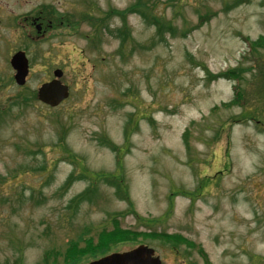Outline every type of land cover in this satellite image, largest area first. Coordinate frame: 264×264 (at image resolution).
<instances>
[{
    "label": "rangeland",
    "instance_id": "374dc122",
    "mask_svg": "<svg viewBox=\"0 0 264 264\" xmlns=\"http://www.w3.org/2000/svg\"><path fill=\"white\" fill-rule=\"evenodd\" d=\"M48 9L74 25L40 38ZM263 65L264 0H0V264H75L117 225L138 240L80 264L140 245L162 264H264V103H232ZM56 69L60 106L18 97Z\"/></svg>",
    "mask_w": 264,
    "mask_h": 264
},
{
    "label": "water",
    "instance_id": "95a60500",
    "mask_svg": "<svg viewBox=\"0 0 264 264\" xmlns=\"http://www.w3.org/2000/svg\"><path fill=\"white\" fill-rule=\"evenodd\" d=\"M11 66L15 70V81L17 85L24 86L29 75V60L24 51H19L11 58ZM55 78L43 83L37 92V98L43 104L55 108L69 97V88L63 84L61 78L63 71H54ZM155 252L146 246H139L137 249L126 253H116L104 257L90 264H162Z\"/></svg>",
    "mask_w": 264,
    "mask_h": 264
},
{
    "label": "trees",
    "instance_id": "16d2710c",
    "mask_svg": "<svg viewBox=\"0 0 264 264\" xmlns=\"http://www.w3.org/2000/svg\"><path fill=\"white\" fill-rule=\"evenodd\" d=\"M133 7L130 6V10L132 9ZM128 9V10H129ZM141 9H139V11H141ZM44 15L40 14L41 16V19L47 23V22H51V24H53V28L54 30H58V29H62V28H70L71 25H74L71 23V21L68 20V18H66L63 14H61L60 12H57L55 11V9L53 10H46L44 11ZM117 12L116 10H114L113 13ZM119 13V12H118ZM146 14H144L143 16H145ZM86 20L92 16L90 15H87L85 14L84 15ZM109 16V14H108ZM121 17V16H120ZM82 20V19H81ZM105 18L101 19L100 21L101 22H104ZM98 25H100V22L97 21ZM49 24V23H48ZM55 32V31H54ZM121 35L123 36V32L121 33ZM234 77V76H232ZM29 95V94H28ZM19 98H22L23 99H26V100H36V93H33L32 95H30V97L26 96V93L23 94V95H18ZM5 109H0V118L1 116L5 113L4 112ZM119 162L120 160L117 162V172L120 171L119 169ZM119 187V189L121 188V186H117ZM125 200H127V198H125ZM117 225V224H116ZM139 235L137 233H133L132 231H129V233H124V231L118 227V225L111 231L109 230H103L102 233L99 234V238H98V242L96 243V245L94 244V240L90 239L87 241V245H89V249L88 251H85L83 252L84 250L80 249L82 253H79V248H78V244L76 243H73L71 245V248H69V253H68V256H71L69 258H71L73 255L75 254H78L76 255L75 257L73 256V259L75 264H80V262H82L81 258H82V255L84 254H87L86 252H89V251H94V253H97V254H105V252L107 253L108 250H109V246H113V245H117V244H122V243H126L127 241H129V243H132V241H136L138 240L137 237ZM168 238L170 240H172V242H174L175 240L181 238L180 235H170L168 236ZM182 239V238H181ZM179 243L177 244H174L173 245V248L176 249L177 246L179 247ZM79 251V252H78ZM72 260V259H71ZM69 263H73L72 261H68ZM74 264V263H73Z\"/></svg>",
    "mask_w": 264,
    "mask_h": 264
},
{
    "label": "flooded vegetation",
    "instance_id": "af4514ba",
    "mask_svg": "<svg viewBox=\"0 0 264 264\" xmlns=\"http://www.w3.org/2000/svg\"><path fill=\"white\" fill-rule=\"evenodd\" d=\"M51 24V22H48ZM44 24H46L42 19L41 17H36V19L32 20V23L31 25L35 28L38 29V33L41 34L42 36H45V33L47 32L46 28H44ZM38 25H40L41 27L38 28ZM46 27L49 28L50 26L46 24ZM255 96L257 97L258 99V102L260 103H264V87H258L255 92H254ZM249 98V97H248ZM262 102H261V101Z\"/></svg>",
    "mask_w": 264,
    "mask_h": 264
}]
</instances>
